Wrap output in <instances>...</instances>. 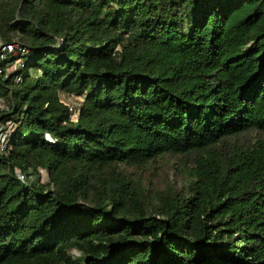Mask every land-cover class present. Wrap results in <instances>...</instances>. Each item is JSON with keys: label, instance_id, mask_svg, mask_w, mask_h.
<instances>
[{"label": "trees", "instance_id": "trees-1", "mask_svg": "<svg viewBox=\"0 0 264 264\" xmlns=\"http://www.w3.org/2000/svg\"><path fill=\"white\" fill-rule=\"evenodd\" d=\"M0 41V264H264V0H0Z\"/></svg>", "mask_w": 264, "mask_h": 264}, {"label": "built area", "instance_id": "built-area-1", "mask_svg": "<svg viewBox=\"0 0 264 264\" xmlns=\"http://www.w3.org/2000/svg\"><path fill=\"white\" fill-rule=\"evenodd\" d=\"M31 54L30 49L19 43H4L0 41V80L6 81L13 77V80L16 84L22 83L24 81L23 75L18 73L26 67V59ZM14 66L16 71H14ZM69 97H74L82 102L83 99L79 96L71 95ZM65 103V102H64ZM67 106L68 104L65 103ZM70 112L72 113V118L76 117L77 107L68 106ZM0 110L9 111V106L3 98L0 99ZM76 119V118H75ZM17 124L14 120H8L6 122L0 123V153L7 155L11 146H9V139L15 132ZM48 176V181L43 183H49V174L45 170ZM42 169L39 170V174H34L33 172L23 173L21 171L16 172L17 178L25 184H31L36 180H40V174Z\"/></svg>", "mask_w": 264, "mask_h": 264}, {"label": "rangeland", "instance_id": "rangeland-1", "mask_svg": "<svg viewBox=\"0 0 264 264\" xmlns=\"http://www.w3.org/2000/svg\"><path fill=\"white\" fill-rule=\"evenodd\" d=\"M14 71H16V67L14 66ZM62 100L68 104V106L77 107L79 108V105L81 102L77 98L69 97L66 95L61 96ZM77 118L74 117L73 119ZM186 162L183 159L179 158H165L159 160L156 164L152 165V172L155 173L158 177H167V175L171 176L172 178L179 177L180 179L184 173L183 168L185 167ZM48 176L45 170H42V173L40 174V182H47Z\"/></svg>", "mask_w": 264, "mask_h": 264}]
</instances>
